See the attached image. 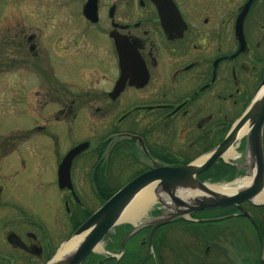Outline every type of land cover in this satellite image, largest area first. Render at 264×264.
<instances>
[{
	"label": "flooded vegetation",
	"instance_id": "1",
	"mask_svg": "<svg viewBox=\"0 0 264 264\" xmlns=\"http://www.w3.org/2000/svg\"><path fill=\"white\" fill-rule=\"evenodd\" d=\"M86 1L79 14L49 18L48 72L39 67L56 106L53 119L89 120V131L103 134L73 157L70 177L90 148L85 177L96 169L101 177H134L155 165L198 161L222 142L264 76V0H96V21L83 13ZM17 36L37 60L40 38L24 29ZM82 142L57 159L55 177L64 155ZM262 144L264 155V123ZM232 147L234 155L217 158L198 179L215 177L206 174L222 163L220 177L231 187L255 177L245 135ZM14 178L0 177V264H46L56 240L37 217L26 219L23 206L5 200L6 184L17 185ZM63 191L65 211L73 198L81 208L74 188ZM155 199L142 220L116 226L117 255L99 261L264 264V189L252 200L179 215L152 230L148 219L174 210L169 197ZM228 219L234 221L219 226Z\"/></svg>",
	"mask_w": 264,
	"mask_h": 264
},
{
	"label": "rangeland",
	"instance_id": "2",
	"mask_svg": "<svg viewBox=\"0 0 264 264\" xmlns=\"http://www.w3.org/2000/svg\"><path fill=\"white\" fill-rule=\"evenodd\" d=\"M82 1L0 0V177H15L17 184V188H13L11 183L6 184L8 189L4 198L8 202L23 206V215L29 222L31 219L27 217H37V220L44 223L47 231L56 240L52 257L72 235L71 222L82 218L85 210H94L99 205L92 179L85 177L86 168L93 162L88 161L92 151L90 148L76 160L78 166L73 168L75 177H71L72 187L69 188L75 189L81 208H77L73 198L69 202L70 210L64 209L63 190L66 189H59L57 186V159L80 141H89L91 145H96L103 134L91 133L86 127L90 123L89 120L55 121L53 113L56 106L46 96L48 82H44V77L40 74L41 70L48 72L45 58L51 50L49 40L52 29L49 28V18L60 14H79ZM23 29L26 35L34 34L40 38V56L37 60L32 56L33 51L28 50L27 43L22 47L18 42L17 34H22ZM41 124L47 126L45 131L31 130L33 126ZM55 151L58 152L57 155ZM133 168L132 172L138 169ZM91 169L89 167L88 171ZM126 174L118 177V180L127 181L129 177H125ZM205 181L211 184H225L226 180ZM155 196L143 217L147 215L148 208L156 202ZM68 212L71 216L73 214L72 219H69ZM143 217L139 219L142 220ZM137 219L133 223H137ZM233 221L223 220L219 226ZM124 223L126 222L118 225ZM112 235L115 236L114 231L110 232L99 248L91 252L81 264H106L108 260L105 263L99 259L117 253Z\"/></svg>",
	"mask_w": 264,
	"mask_h": 264
},
{
	"label": "water",
	"instance_id": "3",
	"mask_svg": "<svg viewBox=\"0 0 264 264\" xmlns=\"http://www.w3.org/2000/svg\"><path fill=\"white\" fill-rule=\"evenodd\" d=\"M96 2V0H87L83 6V13L91 21L97 19ZM157 5L164 13L161 4L157 3ZM260 89L261 91L258 93ZM263 123L264 76L244 113L235 121L226 137L214 149L202 156L198 162L194 161L175 167L155 165L128 180L92 211L67 238L69 240L74 235H81L77 244L63 254H55L46 264H81L88 254L99 247L104 237L123 221L121 218L128 205L138 192L147 186H152L159 200L163 195L169 197L174 208L166 215L148 219L147 222L153 225L152 230L179 215L252 200L264 189ZM245 125L248 130L242 136L245 135L246 138L249 166L250 169L255 168V177H250L245 186L238 187L234 191L212 189L207 182L199 180L197 175L207 169L217 158H224L228 149L232 148L234 142L242 137L239 132ZM87 145V142H82L72 147L62 158L57 172V183L60 189L72 187L70 177L72 159Z\"/></svg>",
	"mask_w": 264,
	"mask_h": 264
},
{
	"label": "bare ground",
	"instance_id": "4",
	"mask_svg": "<svg viewBox=\"0 0 264 264\" xmlns=\"http://www.w3.org/2000/svg\"><path fill=\"white\" fill-rule=\"evenodd\" d=\"M261 91V89L258 91V93ZM248 130V127L245 125L242 127V129L239 132L240 137ZM210 152V151H209ZM208 153V152H207ZM205 153V154H207ZM235 151L233 148H229L225 157H228L229 155H234ZM200 161V160H199ZM198 162V161H197ZM244 183L247 182L246 179L243 180ZM209 187L216 190H222V191H232L235 190L236 187H231L230 184H208ZM156 194H153L152 186H147L143 188L134 200L128 205L126 210L124 211L121 220H127L130 222H133L135 219L141 217L143 214H145L146 208L149 206L151 201L154 199V196ZM260 196V195H259ZM81 239V235H74L69 240L65 241L59 250L57 251V255L63 254L66 251H69L72 249L77 242ZM99 248V247H98Z\"/></svg>",
	"mask_w": 264,
	"mask_h": 264
},
{
	"label": "trees",
	"instance_id": "5",
	"mask_svg": "<svg viewBox=\"0 0 264 264\" xmlns=\"http://www.w3.org/2000/svg\"><path fill=\"white\" fill-rule=\"evenodd\" d=\"M216 170V171H215ZM209 173L206 176L214 175L215 177H209L212 181H219L226 179V177H220L226 173L225 164H221L216 169H209ZM205 176V177H206ZM132 177H129V180ZM228 178V177H227ZM92 183L94 185V192L99 200V205L106 200L113 192H115L119 187H121L125 182L118 180V177H101L98 174V170H95V175L91 177ZM227 180V179H226ZM91 213L89 210H85L83 217L80 219H74L73 230ZM108 236V235H107ZM114 239V235L111 236Z\"/></svg>",
	"mask_w": 264,
	"mask_h": 264
}]
</instances>
